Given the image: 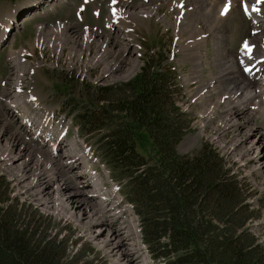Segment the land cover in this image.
Segmentation results:
<instances>
[{"label": "rangeland", "instance_id": "374dc122", "mask_svg": "<svg viewBox=\"0 0 264 264\" xmlns=\"http://www.w3.org/2000/svg\"><path fill=\"white\" fill-rule=\"evenodd\" d=\"M74 1L75 4L70 5L71 8L63 5L61 9H57L58 11H52L54 13L39 14L38 8L32 7L35 3H31V0H0V34L2 23H9L12 27L11 32H8L9 38L6 44L0 49V81L7 83L4 87H0V96L7 95L4 89L8 88L10 83L20 79L22 90L31 89L30 92L37 96L43 107L61 109L76 116L80 112H85L88 106L105 105L113 113H120L118 107L112 105L111 101L102 100L126 98L132 95L133 86L129 87L127 84L133 81L135 75L147 62L154 66L158 63L161 66H168L173 73L170 88L174 91L175 87V92L172 94L174 100L182 110L188 112L185 119L181 118L186 120L188 125L186 134L177 145L178 153L193 152L204 142H211L220 151L226 163L231 164L228 174L232 171L239 177L242 196L248 202L249 208L254 211L247 225L264 245V149H262L264 144L260 138H255L258 140L257 143L250 141L253 132L260 128L261 132L264 130V86H257L256 83L255 89L253 81L245 77L237 64L236 54L239 52L240 43L245 38H250L252 36L250 30L253 31L252 19L242 12L240 1H192L198 8V15L194 18L195 13L192 11L197 9L187 0L180 2L178 8L176 2L181 0H120L116 5L121 12L118 23L120 30L117 33L115 30L109 31L104 27L108 18L106 5L108 0L93 2L91 0L86 3L88 6L84 10L83 19L77 14L75 16L73 12L74 8L83 4V1ZM226 1H234L233 9L229 8L220 18V6ZM71 3L73 0H69L67 4ZM202 3L209 8V12H204ZM26 5L32 6L27 8ZM116 7L113 5L114 9ZM93 8L101 10L99 17L94 16ZM24 16L26 17L23 18ZM201 16L205 25L200 24L198 27L195 24L197 17ZM8 20L11 21L8 22ZM56 20L61 21L60 25L66 21V24L70 26L60 30V27L54 26ZM183 20L191 22V29L195 25L192 32L194 37L190 38L189 31L182 32ZM83 25L89 27V36L85 34ZM94 26H97V30L91 29ZM98 29H101L100 34L97 32ZM91 30L94 31V38L90 37ZM262 43L264 44V39ZM22 48L25 52L20 51ZM10 49L14 52L10 53ZM198 52L202 54L201 57L197 56ZM199 59H202L200 68L197 66ZM230 59L231 62H229ZM113 65L114 69L111 71L110 68ZM178 88H180L179 91H177ZM244 88L253 92L252 95L247 93L249 98ZM235 90V93L242 91L240 95L232 97L235 108L232 101L225 100L220 104L221 111L218 114H210L208 119L203 117L207 110L213 111L217 107L215 103L221 99L222 95L228 96ZM98 97L101 98L99 102ZM192 98L194 101H191ZM231 118L235 121L239 118L241 124L238 125ZM227 119H229L228 122L218 133L216 126L219 123L223 124V121ZM100 127L99 130H95L102 132V128L105 131L109 129V127ZM4 133L2 132L0 139V148L3 149V153L0 150V157L6 154L9 165L6 164L5 171L2 172L6 173V176L9 175L14 184L8 182L6 176L0 172L2 175L0 176V200L5 202L2 200L5 197H15L24 207L30 203L42 216L58 215L74 225L83 235L88 236L91 226L84 216L79 215V210H83V197L80 194L74 195L81 198L76 201V198L72 197L73 193L70 194L71 189L68 190V188L73 184V179L66 177L68 174L65 176L64 171L60 172L64 167L55 160L51 159L56 163H49L43 157L38 158L35 156L37 152H33L29 157L32 165L19 169L16 166L20 165L21 158L25 160V152L20 151L16 145L5 144ZM246 134L250 135L248 140ZM80 138L91 146V151L95 148L99 150L96 131H89L86 126ZM5 139L10 142L6 136ZM248 143L255 146L250 150ZM135 146L140 154L145 155L141 150L144 146L143 140H137ZM260 149L262 150L258 157L252 154ZM18 151L20 155L17 154ZM244 153L252 157L250 166L255 170L248 167L243 169L249 161L248 157H244ZM46 159L50 160L49 156ZM107 167L106 169L113 175L111 165L107 164ZM40 170H45L43 178L47 180L50 177L55 188L48 185L50 190H45L46 185H43V188L31 182L30 176L34 182L36 179L39 181L43 179L40 176ZM59 174L60 177H58ZM58 178L68 179V185L62 186L64 190L59 189L60 192L54 184ZM116 180L127 187V178L120 176ZM39 189H42V195L37 194ZM118 196L121 197L120 194ZM85 203L90 205L88 200ZM94 203L96 205L97 201ZM120 206L123 209L126 208L120 215H111L109 212L104 215L110 220L118 219L116 227L122 229L123 238L126 239L127 247L132 254L129 259L120 250L115 249L113 241L105 238L108 229H104L106 225L102 224L94 229L103 233L101 237L103 241L92 242L102 257L100 263L154 264L153 259L149 258L146 244L142 241L140 222L134 214L133 207L124 201ZM100 212L97 211L94 215L95 221L105 219ZM123 213L129 220L126 221L121 217ZM56 218L42 225L47 227L46 231L54 230L52 226H61L58 224L60 220L57 218V221ZM36 224L39 225L38 222ZM103 242H107L106 245H103Z\"/></svg>", "mask_w": 264, "mask_h": 264}, {"label": "trees", "instance_id": "16d2710c", "mask_svg": "<svg viewBox=\"0 0 264 264\" xmlns=\"http://www.w3.org/2000/svg\"><path fill=\"white\" fill-rule=\"evenodd\" d=\"M172 74L168 66L147 62L127 84L133 86L132 95L102 100L120 113L91 105L79 114L81 126L97 132L115 176L127 178V196L157 264H264V245L247 225L254 211L237 176L228 174L208 142L193 152L177 151L188 123L175 105ZM100 126L109 129L95 130ZM137 140L144 141L145 155L136 150ZM35 209L17 198L0 200V264L93 262L86 256L88 245L68 258L71 227L52 226L48 232L42 225L52 218Z\"/></svg>", "mask_w": 264, "mask_h": 264}, {"label": "bare ground", "instance_id": "6f19581e", "mask_svg": "<svg viewBox=\"0 0 264 264\" xmlns=\"http://www.w3.org/2000/svg\"><path fill=\"white\" fill-rule=\"evenodd\" d=\"M181 1H183V0H181ZM187 1H189V2H191V6L193 5V6H195L194 8L195 9H197L196 11H192L193 13H195L194 14V18L198 15V8H197V6H196V4L195 3H193L192 1H195V0H187ZM180 1H178V2H176L177 4V8H178V3H179ZM184 2V1H183ZM234 1H227L226 3H224L222 6H220V12H221V14H220V18L221 17H223L224 16V14H222L223 13V11L221 10L223 7H227V8H232L233 9V7H232V3H233ZM238 2V1H237ZM245 2L247 3V13H248V15H250V18L252 19L251 20V22H252V32H251V35L252 36H250V38H246L247 40L243 43L244 45H245V43L247 42V44H248V48H245L244 47V45H243V47H242V50L240 51V53H241V56H240V60H239V62L241 63V60H243V59H248V58H246V57H244L243 56V53H244V51H248V49L250 48V47H252L253 46V49H254V51H255V49H256V53H257V56H256V58H259V60H261L262 62H260V63H258V61L256 60V58H254V59H250L249 60V62H247L250 66H251V70H249L252 74L254 73L253 71H258V73H260L261 74V76H262V79L264 80V44L262 43V39H264V35H263V33H264V3H261V2H259V0H245ZM192 6V7H193ZM116 7V6H115ZM251 7H254V8H257V9H259V11L257 12V11H252L251 10ZM156 8V7H155ZM193 9V8H192ZM194 9V10H195ZM202 9L204 10V12H209V8L208 7H206V6H204L203 5V3H202ZM231 10V9H230ZM181 11V10H180ZM230 12V11H229ZM228 12V13H229ZM128 14H130V13H128ZM152 14V13H151ZM150 14V15H151ZM200 15V14H199ZM202 15V14H201ZM184 17V16H183ZM182 18V17H181ZM203 17L201 16V17H197V21H196V24L195 25H197L198 27L200 26V24H202V25H205L204 24V21H203V19H202ZM182 19H184V18H182ZM185 20V19H184ZM183 20V22H184V24H183V26H182V32L183 33H185V32H187V31H189L188 32V34H189V36H190V38H191V36H193L192 35V32H193V28H194V26H193V28L191 29V27H190V25H191V22L190 23H188V21L186 20V21H184ZM182 21V20H181ZM194 21V22H195ZM116 22V21H115ZM114 22V23H115ZM120 22V21H119ZM186 24V26H184ZM113 25V24H112ZM15 26V25H14ZM66 28V27H65ZM60 30H61V28H60ZM178 30V29H177ZM196 31H198V29H196ZM201 31V30H200ZM85 34H87V33H85ZM84 34V35H85ZM187 34V33H186ZM207 35V34H206ZM2 37V36H1ZM194 37V36H193ZM90 38V37H89ZM1 39V38H0ZM202 39H203V37H202ZM263 46V47H260L261 45ZM252 49V50H253ZM257 49L259 50V51H257ZM121 51V50H120ZM12 52V50L10 51V53ZM260 52V56H258V53ZM197 56H202V54H199V52L197 53ZM124 58V57H123ZM201 60L202 59H199V64L197 65L199 68L201 67L200 66V62H201ZM232 60L230 59V61L229 62H231ZM231 66V64L229 65V67ZM111 69V71H113L112 69H114V65L110 68ZM109 69V70H110ZM110 71V72H111ZM218 80V79H217ZM238 84V83H237ZM264 90V89H263ZM244 91H245V93H246V96H247V98H249V95H247V93L248 94H253V92L250 90V89H248V88H244ZM236 92V90L235 91H233V92H230V94H232L231 95V97H234V96H237V95H240L241 93H242V91H238L237 93H235ZM229 94V95H230ZM250 95V96H251ZM246 99V98H245ZM257 108V107H256ZM258 109V108H257ZM253 128V127H252ZM255 128H258V127H255ZM250 130V129H249ZM248 130V131H249ZM247 134H248V132H247ZM245 135L247 138V140L249 139V137H250V135ZM263 137H264V130H262V132H261V128L259 129V130H257V131H255V132H253L252 133V138L250 139V141L251 140H253L254 142H258V140H255V138H257V139H261V142L264 144V139H263ZM65 144L66 143H64L63 145L65 146ZM248 148L251 150L254 146H255V144H251L250 145V143H248ZM256 148V147H255ZM11 151V150H10ZM21 151L22 152H25L24 154L26 155V157L27 158H29L31 155H32V151H29L28 149H25V148H23V149H21ZM258 151V150H257ZM264 151V150H263ZM18 155H20V153L18 154ZM17 155V156H18ZM35 156H37L38 158H42L43 156L41 155V154H39V153H35ZM34 157V156H33ZM33 159V158H32ZM38 162V161H37ZM20 165L19 166H21L22 165V161L19 163ZM39 164H40V160H39ZM41 171V170H40ZM45 171V170H44ZM44 171H41V177L43 176V173H44ZM39 172V171H38ZM32 176H33V174H31ZM44 177V176H43ZM42 177V178H43ZM48 180V179H47ZM36 181H39V179H36ZM55 184V186H56V188L58 187L57 186V184L56 183H54ZM48 185H51V186H53V188H55L54 187V185H53V181L51 180L50 182H49V184ZM47 185V188H45V190H50L49 189V186ZM66 188V187H65ZM58 191H59V189H63L64 190V188H62V186H59L58 188ZM70 188H68V190H69ZM52 192H54V191H52ZM60 192V191H59ZM71 193H73V196L72 197H74V195H77V194H80V195H82V197H83V194L85 193V192H81V191H79V192H70V194ZM69 194V193H68ZM118 192H114V191H112L111 189H110V187L109 186H107V189H104L103 188V190H102V192H101V195H100V199L101 200H96L97 201V204H96V206H98L99 207V203H101V208H99V210L100 211H103V212H100V214L101 213H103V214H106L107 212H109L111 215H117V214H121L123 211H125V209H123L120 205H121V203L124 201L123 200V197L121 196V197H119L118 196ZM57 198V197H56ZM70 198H71V196H70ZM74 198H76V201H79L81 198H79V197H74ZM85 198L86 197H83V200L85 201ZM84 201H83V205H84ZM87 202V201H86ZM125 202V201H124ZM125 203H127V202H125ZM127 204H129V203H127ZM130 206L132 207V205L130 204ZM125 213V212H124ZM123 213V214H124ZM102 215V214H101ZM102 218V217H101ZM104 218V217H103ZM121 218V217H120ZM113 219V218H112ZM104 220V219H103ZM104 229H108V231L110 230L107 226L106 227H104ZM123 231H122V229H120V228H118V227H116L115 229L113 228L112 229V233L110 234V237H109V240L110 241H113V245L115 246V249H118V250H120L122 253H123V255L126 257V258H129L130 256H131V254H132V252H131V250H130V248H128L127 247V244H126V239L125 238H123V236H124V234L122 233ZM126 237H127V235H126ZM115 242V243H114ZM142 247V246H141ZM143 249H144V247H142ZM145 251V250H144ZM146 252V251H145ZM130 259V258H129ZM135 264V263H134Z\"/></svg>", "mask_w": 264, "mask_h": 264}, {"label": "snow or ice", "instance_id": "6c2138e0", "mask_svg": "<svg viewBox=\"0 0 264 264\" xmlns=\"http://www.w3.org/2000/svg\"><path fill=\"white\" fill-rule=\"evenodd\" d=\"M259 2L264 3V0H259ZM253 10H254V11H257V12L259 11V9H257V8H254ZM227 11H228V9L225 8V10H224V12H223L222 14H226ZM245 11L247 12V6H245ZM244 47H245V48H248V44H247V42L245 43Z\"/></svg>", "mask_w": 264, "mask_h": 264}]
</instances>
